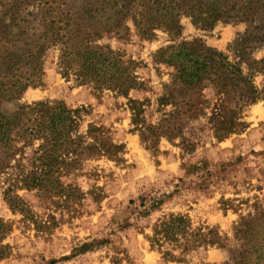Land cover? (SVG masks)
Here are the masks:
<instances>
[{"label":"trees","instance_id":"16d2710c","mask_svg":"<svg viewBox=\"0 0 264 264\" xmlns=\"http://www.w3.org/2000/svg\"><path fill=\"white\" fill-rule=\"evenodd\" d=\"M6 1L0 4V184L7 175L5 202L37 231L44 226L45 232H51V227L33 215L17 191H36L60 211H70L94 191L84 193L66 180L82 175L88 161L107 158L122 163L126 152L125 144L116 142L105 127L90 124L82 131L80 111L63 102L20 103L23 94L41 81L42 57L50 48L59 49L58 68L68 81L128 97L130 91L144 85L136 75L137 64L98 44L108 34L127 32L128 20L143 38L151 39L155 30L162 29L174 41L182 38V17L190 18L196 29L205 32L219 23L246 24L245 32L230 46L233 61L201 38L181 40L158 51L157 61L174 70L170 84L157 99L161 117L156 123L148 122L145 103L129 100L131 131L153 154L159 153L163 138L179 140L189 151L194 149L188 131L206 115L205 89H213L220 97V118L232 120L226 125L215 119L218 139L238 132L243 111L261 98L254 77L264 73V59H255L254 53L264 49V0H81L78 5L71 1L65 8L40 1L33 10L31 0ZM10 103L16 106L11 112L5 108ZM29 149L31 156H26ZM169 197L153 200L146 214L159 209ZM102 198L96 194L93 201L99 203ZM13 228L12 221L0 217V260L11 253L12 247L3 242ZM148 240L168 261L187 263L194 252L218 248L228 252L222 264H264V211L241 219L234 228L233 245L218 227H195L189 216L174 213L157 219ZM103 243L85 242L72 256L93 251ZM125 260L131 264L128 257L118 256L111 264Z\"/></svg>","mask_w":264,"mask_h":264},{"label":"rangeland","instance_id":"374dc122","mask_svg":"<svg viewBox=\"0 0 264 264\" xmlns=\"http://www.w3.org/2000/svg\"><path fill=\"white\" fill-rule=\"evenodd\" d=\"M40 1L60 8L71 1L75 5L81 2L31 0L34 7L30 10ZM4 2L7 1L0 0V4ZM180 23L182 38L175 41L162 29L155 30L151 39L143 38L130 19L127 32L108 34L98 42L137 64L136 75L144 85L130 91L128 97L68 81L58 68V48H50L42 57L41 81L23 94L20 103L63 102L69 109L79 110L81 130L86 131L90 124L109 129L116 142L125 144V161H88L82 175L69 177L67 183L79 186L84 193L94 191L70 211H60L52 200L41 198L36 191H17L33 215L51 227V232H45L44 226L37 231L28 219L12 212L4 200L8 177L4 176L0 184V217L12 221L14 228L3 242L12 247L11 253L0 264H111L114 256L128 257L131 264H222L228 259V252L218 248L194 252L187 263L165 260L161 252L150 247L152 226L165 214L187 215L195 227H218L233 245L234 228L241 219L264 211V73L254 77V84L262 91L261 98L243 111L239 131L226 138L215 136L213 124L218 119L232 124V120L220 118V97L211 88L204 90L208 101L206 115L188 131L196 144L192 151L181 146L179 140L163 138L159 153L153 154L131 131L130 99L145 103L148 122L156 123L161 117L157 99L164 86L170 84L174 70L157 61L159 50L181 40L201 38L233 61L230 46L247 27L244 23H219L205 32L196 29L188 17H182ZM254 58L264 59V49L256 51ZM15 107V103L5 105L9 112ZM26 156H31L30 149ZM96 194L103 197L99 203L93 201ZM168 195L159 209L146 214L153 200ZM93 241L104 243L93 251L72 256L77 246ZM121 264H128L127 260Z\"/></svg>","mask_w":264,"mask_h":264}]
</instances>
